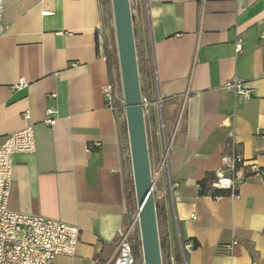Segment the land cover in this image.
I'll return each mask as SVG.
<instances>
[{
  "label": "crops",
  "instance_id": "1",
  "mask_svg": "<svg viewBox=\"0 0 264 264\" xmlns=\"http://www.w3.org/2000/svg\"><path fill=\"white\" fill-rule=\"evenodd\" d=\"M139 1L137 45L152 60L143 85L154 102L162 99L171 133L168 171L159 180L161 196L169 191L165 234L174 247L178 237L198 243L187 264H264V0ZM3 6L0 145L28 126L36 139L35 153L13 156L7 207L80 229L75 255L55 264H94L103 249L104 264H113L128 214V169L119 123L102 93L109 71L98 35L101 2ZM234 77L251 99L224 89ZM20 80L26 85L14 88ZM48 110L54 126L45 123ZM151 111L160 131L159 113ZM236 154L244 159L238 196H201L199 183L208 173L228 177L224 157ZM252 168L263 174L247 176Z\"/></svg>",
  "mask_w": 264,
  "mask_h": 264
},
{
  "label": "built area",
  "instance_id": "2",
  "mask_svg": "<svg viewBox=\"0 0 264 264\" xmlns=\"http://www.w3.org/2000/svg\"><path fill=\"white\" fill-rule=\"evenodd\" d=\"M131 11L138 6V0H130ZM4 12L3 0H0V19ZM99 38L103 41L102 27L98 31ZM242 51V40L235 43L236 55ZM26 84L20 80L14 88L22 89ZM224 89L231 91L235 97H243L246 100L252 98V92L244 87V82L237 77L227 81ZM106 107L111 110L116 120L120 110L126 113L124 97L118 93L117 86L110 80L102 88ZM142 107L145 121L149 118L152 108H156L160 116V135L164 137V124L162 118V99L158 98L151 102L142 96ZM53 111H47L45 123L49 126L56 124ZM26 120L30 119V113H24ZM130 148V147H129ZM171 145L164 144L165 157L160 160L153 159L151 162V173L154 196L158 194V183L161 176L168 171L169 153ZM36 152V139L32 126L7 136L0 145V264H55L60 256L72 257L75 255L79 240L80 229L65 224L61 221L49 219L42 216H30L11 212L7 207L10 185L12 181L13 156L20 153L33 154ZM131 157V154H130ZM244 164L241 155L224 157V169L229 173L228 177L219 175L213 187L219 190L230 191L232 197L239 194L241 183L240 169ZM132 165V162H131ZM255 175H262V171L252 168ZM169 189H173V183L169 178ZM222 197H217L220 199ZM128 221L120 228L117 234V257L113 264H144L140 219L138 212L134 215L127 214ZM141 244V257L136 253V247ZM234 242L229 250L233 253ZM194 240L189 239L183 243L178 237V249L182 264H187V255L194 250ZM168 264H177L174 254L169 256Z\"/></svg>",
  "mask_w": 264,
  "mask_h": 264
},
{
  "label": "water",
  "instance_id": "3",
  "mask_svg": "<svg viewBox=\"0 0 264 264\" xmlns=\"http://www.w3.org/2000/svg\"><path fill=\"white\" fill-rule=\"evenodd\" d=\"M144 264H163L130 0H111Z\"/></svg>",
  "mask_w": 264,
  "mask_h": 264
},
{
  "label": "trees",
  "instance_id": "4",
  "mask_svg": "<svg viewBox=\"0 0 264 264\" xmlns=\"http://www.w3.org/2000/svg\"><path fill=\"white\" fill-rule=\"evenodd\" d=\"M101 7H102V14L103 20L102 24H106L107 26L111 27L112 33V42L113 44L109 47H105V57L108 64V71H109V80L116 84H121V75H120V66H119V58L117 52V45L114 35V28H113V11H112V2L111 0H100ZM142 7L141 1L138 0L137 8L132 11V19H133V28H134V35H135V44H136V52H137V59H138V68H139V75H140V83H141V92L142 96L148 98L151 102H154L149 96L146 95L145 87L143 85L144 79L148 77L149 79L152 78V60L150 57V52L139 50L137 45V27H136V13H140ZM105 11V14H104ZM105 16V17H104ZM106 18V19H105ZM163 116V124H164V134L167 140L171 139V133L168 130L165 115L162 111ZM146 130H147V138H148V147H149V155L150 161L156 159L157 161L160 160V147H161V137L160 131L157 126L156 116L151 111L149 118L146 119ZM118 123L120 127V133L122 138L125 142L126 149L128 150V157H127V178H126V192H127V201H128V212L130 215H134L138 212L137 204H136V194H135V185H134V178H133V171L131 167V157L129 152V138H128V126H127V119L126 113L123 110H120L118 115ZM247 176H251L254 174L250 172V170H246ZM219 176L215 173H208L206 177L199 183L200 186V195L201 196H211L212 198L217 197H225L231 196L230 191L227 190H219L213 187V184L218 180ZM168 189L165 190V194L161 196V186L158 183V194L155 197V205H156V212H157V220H158V227H159V236H160V246L162 252V260L163 264H168L169 256L174 254L176 256L177 264H182V259L180 256L179 249L173 243H170L168 240V236L165 234L164 231V224L167 222L170 210H169V193ZM128 221V218H126ZM183 243H186L187 240L182 239ZM195 246L194 249L198 247V243L194 240ZM136 253L138 256L141 257V244H138L136 247ZM105 249L99 253L94 261V264H104Z\"/></svg>",
  "mask_w": 264,
  "mask_h": 264
},
{
  "label": "rangeland",
  "instance_id": "5",
  "mask_svg": "<svg viewBox=\"0 0 264 264\" xmlns=\"http://www.w3.org/2000/svg\"><path fill=\"white\" fill-rule=\"evenodd\" d=\"M113 11V10H112ZM104 14H105V11H104ZM105 17V16H104ZM106 19V18H105ZM113 28H114V35H115V40H116V34H115V27H114V20H113ZM111 27L107 26L105 23L102 24V30H103V44H104V47H107V46H111L113 44L112 42V33H111ZM117 86V89H118V93L120 96L123 97V91H122V84H116ZM161 139V147H162V157H165V152H164V144H165V141L167 143L168 146L171 145V141L170 140H167L166 137H165V134H164V137H163V134L161 133L160 135ZM126 145V144H125ZM126 147V146H125ZM126 156L128 157V150L126 149ZM129 152H130V148H129ZM132 167V165H131ZM129 171V169H128Z\"/></svg>",
  "mask_w": 264,
  "mask_h": 264
}]
</instances>
